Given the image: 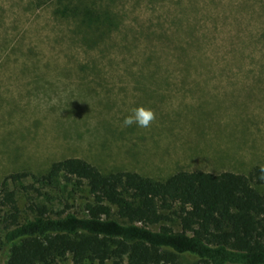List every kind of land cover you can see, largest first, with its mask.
I'll return each mask as SVG.
<instances>
[{
	"label": "rangeland",
	"instance_id": "1",
	"mask_svg": "<svg viewBox=\"0 0 264 264\" xmlns=\"http://www.w3.org/2000/svg\"><path fill=\"white\" fill-rule=\"evenodd\" d=\"M138 105L155 119L124 126ZM65 157L158 179L264 166V0H0V183ZM9 187L21 211L87 196L74 179Z\"/></svg>",
	"mask_w": 264,
	"mask_h": 264
},
{
	"label": "trees",
	"instance_id": "2",
	"mask_svg": "<svg viewBox=\"0 0 264 264\" xmlns=\"http://www.w3.org/2000/svg\"><path fill=\"white\" fill-rule=\"evenodd\" d=\"M262 169H178L158 179L65 157L42 173L11 172L0 183L4 264H264ZM27 177L74 179L87 196L78 211H53L30 197L21 211L9 185Z\"/></svg>",
	"mask_w": 264,
	"mask_h": 264
},
{
	"label": "clouds",
	"instance_id": "3",
	"mask_svg": "<svg viewBox=\"0 0 264 264\" xmlns=\"http://www.w3.org/2000/svg\"><path fill=\"white\" fill-rule=\"evenodd\" d=\"M154 119L155 114L151 108L138 105L131 109L129 115L124 117L123 125L127 127L136 124L139 127L147 128ZM262 171H264V169H262Z\"/></svg>",
	"mask_w": 264,
	"mask_h": 264
}]
</instances>
